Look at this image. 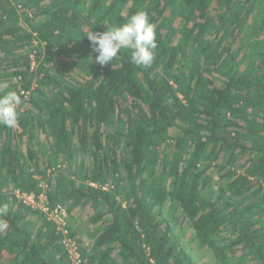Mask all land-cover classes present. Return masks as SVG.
<instances>
[{"label":"trees","instance_id":"1","mask_svg":"<svg viewBox=\"0 0 264 264\" xmlns=\"http://www.w3.org/2000/svg\"><path fill=\"white\" fill-rule=\"evenodd\" d=\"M138 11L152 65L100 66L83 36ZM0 85L29 92L0 125V264H70L63 238L79 264H196L182 237L264 264V0H0Z\"/></svg>","mask_w":264,"mask_h":264},{"label":"clouds","instance_id":"2","mask_svg":"<svg viewBox=\"0 0 264 264\" xmlns=\"http://www.w3.org/2000/svg\"><path fill=\"white\" fill-rule=\"evenodd\" d=\"M86 37L90 49L96 53L95 62L100 66L113 64L118 54L124 50L130 54V63L136 67H150L154 61L156 26L149 21L148 14L138 11L119 26L107 27L104 32H93L91 28ZM7 85H0V125L16 128L19 124L18 106L21 96L16 91L7 90ZM8 211L7 203H0V216ZM2 223V221H0Z\"/></svg>","mask_w":264,"mask_h":264},{"label":"built area","instance_id":"3","mask_svg":"<svg viewBox=\"0 0 264 264\" xmlns=\"http://www.w3.org/2000/svg\"><path fill=\"white\" fill-rule=\"evenodd\" d=\"M20 95L26 98V96L29 95V92L20 91ZM15 194L23 204L29 206L30 208L40 210V212L43 213L48 220L54 222L57 230H59L62 235H66V209L63 206L57 204L50 207L44 192L40 193L38 196L33 193H19L18 191H16ZM62 242L65 244L67 249L70 264H79L80 256L76 243L68 238H63Z\"/></svg>","mask_w":264,"mask_h":264},{"label":"rangeland","instance_id":"4","mask_svg":"<svg viewBox=\"0 0 264 264\" xmlns=\"http://www.w3.org/2000/svg\"><path fill=\"white\" fill-rule=\"evenodd\" d=\"M83 215H85V214L81 212L80 214H77L75 219H76V222L81 223L80 224V226H81L80 230L83 231V234H84V233L88 232V229L90 230V226L88 225V223L85 222L86 220H85V217H83ZM66 223H67V221H66ZM76 225H77V223H76ZM84 236H86V234H84ZM180 241L182 244L185 245V247L188 250L187 252L192 257V259L196 262V264H215V262H214L215 260L212 257H210L209 254H204V251L198 249L197 246H195V245L187 244L185 237H182ZM82 244L84 245V238H83Z\"/></svg>","mask_w":264,"mask_h":264}]
</instances>
